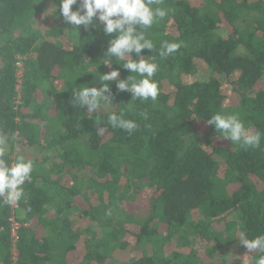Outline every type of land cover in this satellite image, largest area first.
<instances>
[{
    "label": "trees",
    "instance_id": "1",
    "mask_svg": "<svg viewBox=\"0 0 264 264\" xmlns=\"http://www.w3.org/2000/svg\"><path fill=\"white\" fill-rule=\"evenodd\" d=\"M53 5L56 14L46 15ZM152 7L167 11L146 31L154 52L142 53L159 65L157 100L133 99L113 81V103L89 113L73 105L72 90L99 88L100 75L113 70L140 78L124 61L103 64L110 39L103 24L67 25L60 0H0V150L9 164L21 155L34 162L16 259L11 208L0 205V264L258 257L239 237L264 235V0H154ZM164 41L181 47L162 59ZM121 111L138 124L131 135L108 124ZM217 113L238 115L261 133L260 147L222 139L207 123ZM98 127L107 128L103 136Z\"/></svg>",
    "mask_w": 264,
    "mask_h": 264
},
{
    "label": "clouds",
    "instance_id": "2",
    "mask_svg": "<svg viewBox=\"0 0 264 264\" xmlns=\"http://www.w3.org/2000/svg\"><path fill=\"white\" fill-rule=\"evenodd\" d=\"M154 0H60V15L67 25L79 29L95 27L97 21L103 24V32L110 37L109 46L105 54V65L111 66V59L124 61L122 67L136 76L130 75L126 79H120V71L113 70L100 75L99 88L95 86H84L72 90L74 106L86 109L89 113H96L103 107L112 104L110 98L111 83L115 81L119 91L130 92L133 99L153 102L159 95V86L153 77L158 71L159 65L153 55H142L144 50H155L153 41L146 36L157 18L163 19L167 11L159 7L153 9ZM79 3V8L73 10V6ZM55 15L56 6L53 5L45 13ZM181 45L164 41L158 51L160 58L164 59L173 55ZM133 55L137 59H133ZM148 57V59H145ZM120 64L119 62H117ZM108 82V83H105ZM109 94V95H106ZM131 107V103L128 104ZM141 115L147 119L146 113ZM125 113H112L108 116V124L113 129H121L131 135L138 124L134 120L125 119ZM207 123L214 126L216 132L222 139H228L233 144H239L242 148H259L262 135L259 132H252L241 121L238 115L215 114L207 120ZM107 131L106 127H98L97 134L103 136ZM34 169V162L25 156H19L16 161L9 164L3 158V151L0 150V205L16 206L24 198V185L31 182V173ZM30 211V209H28ZM108 214H111L109 210ZM240 244L248 252L258 253L251 258L248 264H264V235L254 239L247 236L239 237Z\"/></svg>",
    "mask_w": 264,
    "mask_h": 264
},
{
    "label": "built area",
    "instance_id": "3",
    "mask_svg": "<svg viewBox=\"0 0 264 264\" xmlns=\"http://www.w3.org/2000/svg\"><path fill=\"white\" fill-rule=\"evenodd\" d=\"M16 69H17L16 70V76H17L16 91L19 93V100H20L22 78H23V73H24L23 59L19 58V60L16 63ZM17 103H19V101ZM10 208H11L10 210L11 214L8 218V223H9V228H10V233H11V239L14 245L13 255H14V259H16L17 251L15 247L19 241V232L21 228L28 227L29 224L24 221H21V219L19 218L18 212L23 211L20 202H18L16 206H10Z\"/></svg>",
    "mask_w": 264,
    "mask_h": 264
},
{
    "label": "crops",
    "instance_id": "4",
    "mask_svg": "<svg viewBox=\"0 0 264 264\" xmlns=\"http://www.w3.org/2000/svg\"><path fill=\"white\" fill-rule=\"evenodd\" d=\"M25 217H26V212L25 211H22L21 212V215H19V218L22 219V220H24Z\"/></svg>",
    "mask_w": 264,
    "mask_h": 264
},
{
    "label": "rangeland",
    "instance_id": "5",
    "mask_svg": "<svg viewBox=\"0 0 264 264\" xmlns=\"http://www.w3.org/2000/svg\"><path fill=\"white\" fill-rule=\"evenodd\" d=\"M201 70H202V68H201ZM2 148H3V146H2ZM21 212H22V211H19L18 214L21 215ZM237 259H238V258L236 257L234 260H231V261H233L234 264H235V263H238V260H237Z\"/></svg>",
    "mask_w": 264,
    "mask_h": 264
}]
</instances>
